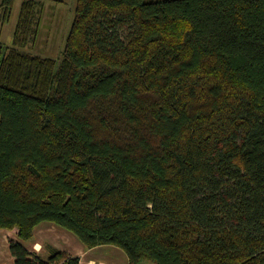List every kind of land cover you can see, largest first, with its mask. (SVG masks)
Returning a JSON list of instances; mask_svg holds the SVG:
<instances>
[{
  "label": "trees",
  "instance_id": "obj_1",
  "mask_svg": "<svg viewBox=\"0 0 264 264\" xmlns=\"http://www.w3.org/2000/svg\"><path fill=\"white\" fill-rule=\"evenodd\" d=\"M16 0H0L4 23ZM0 40V230L52 223L130 264H264V0H78L60 60Z\"/></svg>",
  "mask_w": 264,
  "mask_h": 264
},
{
  "label": "rangeland",
  "instance_id": "obj_2",
  "mask_svg": "<svg viewBox=\"0 0 264 264\" xmlns=\"http://www.w3.org/2000/svg\"><path fill=\"white\" fill-rule=\"evenodd\" d=\"M23 1L16 0L10 19L5 23L0 12V40L6 47H13V36ZM150 1L154 0H146V2ZM77 4L78 0H45L38 39L25 51L33 55L60 60L76 16ZM11 240L13 239L0 233V263L10 264V252L8 254L6 245L10 244Z\"/></svg>",
  "mask_w": 264,
  "mask_h": 264
},
{
  "label": "crops",
  "instance_id": "obj_3",
  "mask_svg": "<svg viewBox=\"0 0 264 264\" xmlns=\"http://www.w3.org/2000/svg\"><path fill=\"white\" fill-rule=\"evenodd\" d=\"M52 223H43L35 231V239L24 243L25 247L37 255L48 257L50 248L68 253L73 258H80V264H130L128 255L115 246H101L87 250L72 233ZM5 237L21 242L15 232L0 230ZM8 241V240H7ZM10 252V264L14 258L10 251V244L6 245ZM3 264V263H0Z\"/></svg>",
  "mask_w": 264,
  "mask_h": 264
}]
</instances>
